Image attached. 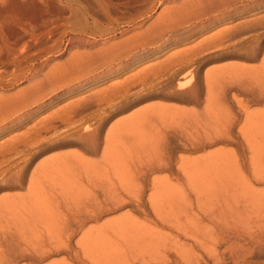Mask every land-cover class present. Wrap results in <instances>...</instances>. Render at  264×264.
I'll use <instances>...</instances> for the list:
<instances>
[{"label":"rangeland","instance_id":"374dc122","mask_svg":"<svg viewBox=\"0 0 264 264\" xmlns=\"http://www.w3.org/2000/svg\"><path fill=\"white\" fill-rule=\"evenodd\" d=\"M113 2L114 19L135 18L116 41L167 30L160 55L74 88L0 136L104 93L87 120L57 121L55 135L0 157V264H264V0L214 22L194 19L196 0ZM9 6L7 16L31 17ZM48 248L57 251L31 259Z\"/></svg>","mask_w":264,"mask_h":264},{"label":"bare ground","instance_id":"6f19581e","mask_svg":"<svg viewBox=\"0 0 264 264\" xmlns=\"http://www.w3.org/2000/svg\"><path fill=\"white\" fill-rule=\"evenodd\" d=\"M11 1L13 0H0V94H2L0 95V136L31 116L37 117L45 107H50L55 102L58 104L59 99L68 97L76 88L80 89V86L100 82L148 61L151 57L159 56L160 52L155 51L156 47L167 38V34L163 33L167 30L154 34L158 29L152 28L144 34L129 35L130 37L122 41H116L118 36H125L130 32L129 29L134 26L135 18L128 16L127 27L123 24V20L121 23L120 19H114L110 11L112 12L111 8L116 7L117 3L114 4L113 0H87L99 8L97 14L93 12L94 18L89 13H92V10L88 6H83L80 1L59 0L62 2V7L68 8L74 16L81 14L82 17L78 15L79 19H82L79 23L78 21L75 23L71 15L60 16L62 12L53 14L49 9L48 0H14L15 3L18 1L24 10L30 11L31 17L24 14L10 17L7 14ZM249 2L250 0H196L191 14L194 19L201 20L218 19L223 16L233 19L235 15L233 13L238 14L239 9ZM62 10L65 13V10ZM66 55L67 59L64 62L52 64ZM25 83L27 87L22 88ZM117 85L109 88L115 91L118 89ZM18 87L22 89L16 92L15 89ZM13 90L15 94H6ZM103 94L98 92L81 96L82 98L74 99L75 101L72 99V103L57 113L39 120L33 127L27 129L24 135L6 139L0 144L1 159L6 161L4 160L8 157L6 154L15 150L25 137L29 139L34 136L38 139L42 138L40 140L43 141V133L55 135L59 130L57 121L71 126L87 120L90 115L99 112L100 109L92 113L91 110L95 105L97 108L102 105L105 99ZM44 137L46 139V136ZM110 138L109 136V140ZM47 167L48 163L37 170L38 174ZM37 172L33 178L37 176ZM56 251L55 248L36 250L31 259L45 260Z\"/></svg>","mask_w":264,"mask_h":264}]
</instances>
